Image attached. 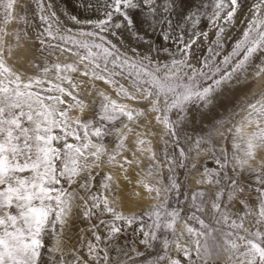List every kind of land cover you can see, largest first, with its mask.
Wrapping results in <instances>:
<instances>
[{"label": "snow or ice", "instance_id": "obj_1", "mask_svg": "<svg viewBox=\"0 0 264 264\" xmlns=\"http://www.w3.org/2000/svg\"><path fill=\"white\" fill-rule=\"evenodd\" d=\"M33 2L31 20L26 7L18 16L25 37L31 27L41 51L69 52L78 61L45 60L29 75L8 64L13 47L5 36L11 33L0 27V264H44L48 237L53 243L47 264H264V156L252 163L264 149V0H252L244 30L227 53L228 26L245 0H77L81 12L91 13L83 16L62 11L52 0ZM16 5L0 0V23L17 18ZM201 24L216 30L210 42ZM201 37L206 50L194 54ZM14 38L20 39L19 30ZM77 72L89 78L88 95L97 81L116 95L98 90L87 119L70 115L89 107L70 75ZM241 84L254 89L232 99ZM194 106L212 127L181 135ZM221 107L227 119L218 118ZM146 112L163 126L161 160L147 139L155 133L143 130L151 124ZM107 138L115 141L111 152ZM105 157L125 180L131 165L150 160L143 176L136 173V183L158 202L124 212L120 185L110 173L93 191L100 175L93 169ZM77 200L91 239L81 229L77 246L64 251L61 237ZM124 228L139 233L142 248L136 241L115 245Z\"/></svg>", "mask_w": 264, "mask_h": 264}, {"label": "rangeland", "instance_id": "obj_2", "mask_svg": "<svg viewBox=\"0 0 264 264\" xmlns=\"http://www.w3.org/2000/svg\"><path fill=\"white\" fill-rule=\"evenodd\" d=\"M52 3L54 6H58L62 11L64 10V6L62 7V0H52ZM252 3V0H245V3L240 10V12L237 14V17L235 19V24L228 26L227 29V34L225 37V48H224V53H227L228 51L231 50L232 45L241 36V33L244 30V27L246 25V18L250 15L248 12V7ZM27 8V17L29 20H31L35 14V7H34V2L33 0H17V5H16V13H17V18H14L12 21H10L7 24L0 23V27L4 28L5 31L8 33H11V35L5 36V41H6V46L8 44L12 45L13 51L12 55L8 58V64L13 65L16 69L21 70L26 72L29 75L35 74L36 68L35 66H43L45 60L49 63H72V62H77L78 57L72 55L69 52H60L57 50L55 54L49 55V50L45 48L43 51L40 50L41 46L38 41L35 40V35L33 32V28H28L27 29V37H25L24 34V25L19 22L18 16L23 15V8ZM241 17H244L245 19L241 20ZM206 23V22H205ZM38 27V25H36ZM201 29L207 30L208 31V41L210 42L216 34V30L214 28H205V24H201ZM16 30H19L20 34V39L16 40L14 37L16 35ZM113 42L117 43L118 45L120 44V39L119 37L113 38ZM199 45V48L197 45L193 46V53L202 55L205 50H206V43L204 42L203 37L197 42ZM163 55V54H162ZM80 68H83V64H80ZM254 71V69L250 70L249 73V80L251 79V73ZM54 75V73H53ZM70 75L73 77V80L77 83L80 84V92H81V99H84L89 107L84 111L83 114L79 112V110H72L70 112V115L73 117L80 116L81 119H87L89 116L93 114L94 111V105L92 104V101L97 98V91L98 90H104L107 94L112 96L113 98H116L115 92L109 88L107 85L103 84L102 82H95L96 83V90H93L91 95H88L85 89L89 87V78L86 76H82L77 73H70ZM51 78V76L49 77ZM261 86H264V77L261 78L260 81ZM254 86L252 84H241V86L233 93L230 94L232 99H235L241 95H243L244 92H247L249 90H253ZM67 99V98H66ZM223 98H221L222 102ZM124 103H127L130 107L133 108H140L143 109L145 108V105L143 103H138L136 101L132 100H125L123 101ZM228 107L231 108L232 105L231 103L228 104ZM147 118L148 120H151V124H147L145 128L143 129L145 132L151 131L155 133L154 136H149L147 139H150L152 142V146L156 150V159L161 160L160 156V149L163 147V141L160 139L161 134L163 132V126L159 125L156 123L154 120V113H147ZM189 116V121L188 124L185 128L181 130V135H183L184 131L189 132V134H193V129L195 131H199L201 128H211L212 124L210 120L206 117L203 116L201 111L198 110L197 108L192 107L189 109L188 112ZM218 118H228V112L225 111V108L221 107L219 108ZM239 119V117H237ZM140 124L144 125L145 124V119L144 117L139 118ZM120 123H117V127H120ZM130 127L136 128L135 125L130 124ZM227 127V125H226ZM127 131V130H125ZM136 131H140V129L136 128ZM134 133L129 134V139L126 141L129 147L132 146V139H133ZM167 139V137H165ZM230 137H229V150H231V145H230ZM104 143L107 145L108 151L111 152L114 147H115V141L114 138H107ZM207 147V146H205ZM124 155L129 156V159L132 157L128 152H125ZM141 154L138 152L137 156H140ZM145 157L147 154H144ZM260 156H264V149L259 150L257 160L253 161L252 163L255 165L259 162ZM193 157L195 158L194 154ZM203 162V157L201 156L198 160V166L199 163ZM151 163L150 160L147 158L143 159V163L139 166L133 164L128 168L127 176L128 180L124 179V173L121 171V169L112 164L107 163V158L105 157L102 161V167L98 169H93V172H99V176H97V181L95 184V187L93 191L96 190V188L99 187V182H100V177L103 176L105 173H110L115 181L120 185L121 191L118 194V200L120 202V205L122 207V210L126 213L128 212H141L143 209L147 208L148 206L152 205L153 203H157L158 201H155L153 199H149V193L144 189L142 185H139L136 183L138 177L136 173H140L141 176L144 175V172L142 169H146L147 166ZM211 166V165H209ZM165 177H167V171L164 172ZM180 176H184L183 170H180ZM131 181L129 183L128 181ZM151 183H155V181H150ZM165 183H167V180H165ZM189 183L191 184L192 188L197 187L195 183L194 176L190 177ZM75 187V186H73ZM204 188H209L210 186L204 185L201 186ZM182 190H183V185H182ZM80 195H84L83 192L79 193ZM154 196L155 193H152ZM239 207V205H237ZM185 211H187V207L185 206ZM236 209H233V212H235ZM81 209L79 207V201L77 200L72 207L71 214L68 217L67 224L64 228L63 235L61 237V247L64 249V251H68L69 249H72L77 246V244L80 242V230L84 229V238L85 239H91V233L87 230L88 229V221L81 219L80 216ZM109 217H105V219H108ZM93 224L98 223V221L93 218L91 221ZM192 224L194 227H198L194 222H189ZM134 228L136 227L135 225L133 226ZM178 228L182 230V225H177ZM100 235L103 237L105 235L104 232V227L103 225H100L98 229ZM139 240V233H133L132 229L124 228V232L122 235H120L117 240L114 242L117 247H123L127 244L132 243L133 241L137 242V246L142 248V245H139L138 243ZM53 243V240L48 237L45 239V249L42 252V261H44V264H47L46 262V256H47V248L51 246ZM110 256L115 258L116 253L115 251H112L110 253ZM111 264V261H110ZM220 264V262H218Z\"/></svg>", "mask_w": 264, "mask_h": 264}, {"label": "bare ground", "instance_id": "obj_3", "mask_svg": "<svg viewBox=\"0 0 264 264\" xmlns=\"http://www.w3.org/2000/svg\"><path fill=\"white\" fill-rule=\"evenodd\" d=\"M77 0H62V7L64 6V10H67L70 13L83 15H90L91 13H83L79 8L76 7Z\"/></svg>", "mask_w": 264, "mask_h": 264}]
</instances>
